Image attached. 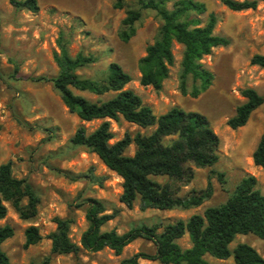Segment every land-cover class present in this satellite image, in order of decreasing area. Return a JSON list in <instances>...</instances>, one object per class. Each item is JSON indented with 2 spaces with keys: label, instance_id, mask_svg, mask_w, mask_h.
Returning a JSON list of instances; mask_svg holds the SVG:
<instances>
[{
  "label": "rangeland",
  "instance_id": "rangeland-1",
  "mask_svg": "<svg viewBox=\"0 0 264 264\" xmlns=\"http://www.w3.org/2000/svg\"><path fill=\"white\" fill-rule=\"evenodd\" d=\"M196 1L207 7L198 16L200 26L209 13H214V34L226 37L229 44L213 48L211 54L201 59L213 79L206 91L193 98L179 90L182 47L178 44L173 47L175 61L162 88L155 90L140 84L139 60L145 55L146 46L157 38L161 19L155 11L141 9L138 0H37V12L18 10L8 0H0V164L11 162L12 175L25 179L39 199L36 214L29 220L19 218L10 202H4L7 213L0 219V227L7 224L14 230L13 236L1 245L9 264H39L46 256H50V264H120L122 258L135 253L155 252L152 241L138 238L126 245L119 256L109 248L94 253L83 250L78 256L50 255L47 235L55 228V217L72 219L69 235L73 242L80 243L87 226L85 204L81 203L88 198L100 200L107 213L117 211L102 230L114 229L122 234L140 225H157L159 233L165 224L202 214L207 207L224 203L240 179L248 175L256 179V188L264 194V172L251 157L264 130V103L251 113L244 126L232 130L226 124L245 100L242 89L253 88L264 95V69L250 64L254 54L264 55V3L258 0L254 10L232 11L221 0ZM172 5V1L167 2L166 8L171 9ZM131 9L139 10L141 16L135 24V35L123 42L119 32L127 10ZM60 33L71 56L80 52L95 58L77 71L82 77L102 80L108 74L109 64L115 62L131 77L124 88L137 94L154 115L176 106L206 116L219 138L218 161L212 167L194 168L190 182L172 185L177 195L184 196L192 190H203L210 183L212 192L207 200L196 207L166 210H141L138 199L131 208L120 202L122 179L96 154L70 142L79 126L90 132L101 120L80 121L64 106L50 82L58 71L53 53L58 51L56 40ZM190 83L188 79V89ZM74 93L96 99L87 92ZM111 96L109 93L101 99ZM109 122L111 142L125 133L148 134L154 128H141L122 118ZM134 150L131 144L126 155H133ZM31 225L38 228L41 239L23 248L25 229ZM175 242L183 249L191 245L187 234ZM238 243L250 245L264 258V240L252 234L237 235L229 248ZM204 258L210 264H234L232 257ZM139 264L160 263L140 259Z\"/></svg>",
  "mask_w": 264,
  "mask_h": 264
},
{
  "label": "trees",
  "instance_id": "trees-1",
  "mask_svg": "<svg viewBox=\"0 0 264 264\" xmlns=\"http://www.w3.org/2000/svg\"><path fill=\"white\" fill-rule=\"evenodd\" d=\"M173 2L167 9L166 3ZM264 3V0H261ZM15 9L37 12V0H8ZM141 9L156 12L161 19L157 38L145 48V55L139 60L140 84L160 90L168 77L175 58L173 47H182L180 60L179 90L182 94L196 98L212 83L213 75L201 59L211 54L212 49L227 46L226 37L214 34L217 19L209 13L206 22L200 26L198 17L207 11L205 3L196 0H138ZM232 11L254 10L258 0H221ZM120 6V5H118ZM139 10H127L122 20L119 38L128 42L136 33ZM58 51L53 53L57 74L50 78L54 89L69 112L82 122L101 120L88 132L79 126L70 142L84 147L97 155L100 161L122 179L121 203L131 208L139 200V208L160 210L199 206L211 196V185L203 190H192L179 196L172 183H188L193 178L194 168L212 167L218 161L219 138L210 127L206 116L196 111H185L172 107L156 116L152 109L143 104L141 98L125 85L131 80L119 64L108 66V74L102 80L82 77L77 71L95 61L91 55L77 53L71 56L67 42L60 33ZM250 64L264 69V55L254 54ZM190 79V88L187 81ZM74 90L87 92L95 100L75 94ZM112 93L108 99L101 97ZM245 99L236 107L234 114L226 121L235 130L244 126L251 113L264 103V95L253 88H244ZM120 118L141 128L154 127L148 134L125 133L111 142L113 133L109 120ZM135 147L133 155H126L129 146ZM252 161L264 172V130L252 152ZM221 176V174H219ZM25 200V203L23 201ZM10 202L19 218L29 220L36 214L38 197L25 179L12 175L11 162L0 164V219L4 218ZM85 204L87 226L82 232L80 243L70 238V217H55V228L47 235L50 241V255L72 254L78 256L83 250L98 252L109 248L115 255H121L124 247L132 241L143 238L154 243L153 254L135 253L122 258L120 264H139L140 259L158 261L160 264H210L204 257L209 255L218 260L232 257L234 264H264V258L250 245L238 243L233 249L229 245L237 235L252 234L264 240V194L256 188V179L245 176L236 184L226 201L218 206L207 207L202 214H194L186 221L177 220L162 226L140 225L122 234L114 229L103 231L102 227L112 220L117 211L106 212L103 203L95 198L82 201ZM14 230L10 225L0 227V264H9V258L2 250V243L11 238ZM187 234L190 247L181 248L175 240ZM23 248L36 244L40 239L38 228L29 226L24 232ZM36 264V263H28ZM39 264H50L46 256ZM76 264H83L77 262Z\"/></svg>",
  "mask_w": 264,
  "mask_h": 264
}]
</instances>
